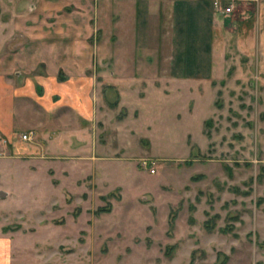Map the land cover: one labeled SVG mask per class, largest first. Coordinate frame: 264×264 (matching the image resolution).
Here are the masks:
<instances>
[{
	"label": "rangeland",
	"instance_id": "374dc122",
	"mask_svg": "<svg viewBox=\"0 0 264 264\" xmlns=\"http://www.w3.org/2000/svg\"><path fill=\"white\" fill-rule=\"evenodd\" d=\"M49 1L0 0V18ZM108 1L98 0L103 17ZM219 3L226 30L207 83L120 92L102 80L78 124L61 107L67 124L33 115L31 128L0 134V264H264V0ZM125 10L117 53L133 56L135 74L147 54ZM97 34L105 58V25Z\"/></svg>",
	"mask_w": 264,
	"mask_h": 264
},
{
	"label": "crops",
	"instance_id": "0c3cea01",
	"mask_svg": "<svg viewBox=\"0 0 264 264\" xmlns=\"http://www.w3.org/2000/svg\"><path fill=\"white\" fill-rule=\"evenodd\" d=\"M54 1L11 5L9 18H0V134L5 137H12L18 125L33 115L52 117L54 125L67 124L61 107L71 108L77 124L81 117H91L86 100L92 99L87 93L97 95L102 80L108 89L120 92L148 84L152 92L172 93L192 91L218 70L226 30L220 0H121L116 7L109 0L104 17L98 0ZM127 6L135 11L136 47L147 54L146 61L132 64L139 69L135 74L128 71L133 56L117 53L125 43L121 40L118 45L115 29L125 27L122 17ZM104 25L105 58L97 38ZM103 59L106 68L99 71ZM141 69L145 75H139ZM67 92L74 98L65 100L71 96ZM52 93L59 95L56 100ZM41 122L56 138L69 134L47 125V120L37 123ZM66 127L78 129V133L72 130L71 138L84 137L82 126Z\"/></svg>",
	"mask_w": 264,
	"mask_h": 264
},
{
	"label": "built area",
	"instance_id": "2783aa9c",
	"mask_svg": "<svg viewBox=\"0 0 264 264\" xmlns=\"http://www.w3.org/2000/svg\"><path fill=\"white\" fill-rule=\"evenodd\" d=\"M219 6H220V5H219ZM231 9H232V6H231V5H228V6L225 7V10H226V11H230ZM33 134H34V131L24 132V133L21 135V137H22L23 139H25V140H28V139H31V138H32ZM145 162L148 163L147 160H146ZM153 170H154V168H152V171H153Z\"/></svg>",
	"mask_w": 264,
	"mask_h": 264
},
{
	"label": "water",
	"instance_id": "95a60500",
	"mask_svg": "<svg viewBox=\"0 0 264 264\" xmlns=\"http://www.w3.org/2000/svg\"><path fill=\"white\" fill-rule=\"evenodd\" d=\"M8 193L6 189L0 188V197H6Z\"/></svg>",
	"mask_w": 264,
	"mask_h": 264
}]
</instances>
